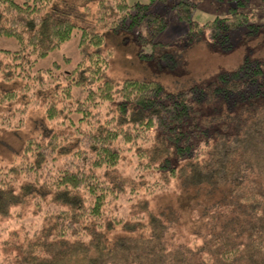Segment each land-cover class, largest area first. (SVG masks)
<instances>
[{"label": "trees", "instance_id": "trees-1", "mask_svg": "<svg viewBox=\"0 0 264 264\" xmlns=\"http://www.w3.org/2000/svg\"><path fill=\"white\" fill-rule=\"evenodd\" d=\"M229 1L226 16L203 24L191 18L194 0L176 2L188 40L205 32L210 46L228 50L230 30H257L238 9L249 0ZM71 11L67 0H0V36L21 45L4 80L76 28L80 53L60 75L26 73L42 85L44 117L68 130L30 135L11 162L0 163V264H264V60L246 56L232 70L172 90L155 79L119 84L106 77L110 53L97 26L118 33L144 23L136 41L150 43L154 56L167 45L152 39L166 16L148 4L98 0L94 25L82 26ZM15 97L13 90L0 96V128L25 123ZM130 161L126 175L120 167ZM171 180L190 195L187 219L148 199ZM25 211L35 222L7 226Z\"/></svg>", "mask_w": 264, "mask_h": 264}, {"label": "rangeland", "instance_id": "rangeland-1", "mask_svg": "<svg viewBox=\"0 0 264 264\" xmlns=\"http://www.w3.org/2000/svg\"><path fill=\"white\" fill-rule=\"evenodd\" d=\"M179 0H127L129 4L138 2L148 4V10L161 13L166 16V27L153 35L154 42L167 43L162 50H157L154 56H148L152 52V45L142 44L136 41L138 32L147 30L142 23L130 30L114 33L106 27L97 26V30L104 35L102 50L110 53L109 65L106 69V77L112 78L119 84L126 78H144L160 81L166 89H174L186 86L192 82H202L212 79L219 71H228L236 68L244 57L259 58L264 60V0H249L239 10L250 14V24H258L255 31L249 25H241L229 31L231 47L228 50H220L212 47L207 42L205 32L201 37L189 41V24L179 20L174 4ZM98 0H67V6L72 8L70 18L79 25H94L93 15ZM195 10L191 16L201 24L217 17L226 16L229 0H194ZM79 29H74L70 39L63 42L60 47L50 52L47 56L35 58L32 65L26 66V70L18 69L14 79H3L7 70L5 64L18 62L19 58L13 57V52L20 49L19 42L12 37L0 36V96L6 91H16L14 105L22 110L25 117L24 125L18 130L0 128V163L11 162L20 150L23 141L30 135L45 136L51 130H68L63 124H55L48 121L43 114L41 104L42 97L38 90L42 88L38 78L26 76L43 72V77L49 76L50 70L55 74H61L75 66L80 58ZM161 51L167 52L165 56ZM34 58V55H31ZM13 68V67H11ZM73 97H78L79 89L72 90ZM3 106V105H1ZM0 106V113L4 108ZM15 116L12 117V120ZM132 169V162L120 167V170L128 175ZM165 179L161 178L160 181ZM153 207L164 204L175 206L183 216L188 217L191 205L190 195L180 191L179 187L171 180L167 185L158 187L148 196ZM37 216V215H36ZM35 215L25 211L24 215L15 220L8 221V227H18L28 224ZM187 219V218H186ZM182 220L180 231L187 234L189 220ZM35 222V221H34ZM36 223H38L36 221ZM5 224V221H4ZM180 240H183L180 238Z\"/></svg>", "mask_w": 264, "mask_h": 264}]
</instances>
